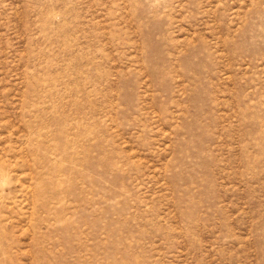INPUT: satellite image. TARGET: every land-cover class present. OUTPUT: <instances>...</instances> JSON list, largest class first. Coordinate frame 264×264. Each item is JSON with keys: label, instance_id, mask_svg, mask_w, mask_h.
I'll use <instances>...</instances> for the list:
<instances>
[{"label": "rangeland", "instance_id": "374dc122", "mask_svg": "<svg viewBox=\"0 0 264 264\" xmlns=\"http://www.w3.org/2000/svg\"><path fill=\"white\" fill-rule=\"evenodd\" d=\"M0 264H264V0H0Z\"/></svg>", "mask_w": 264, "mask_h": 264}]
</instances>
